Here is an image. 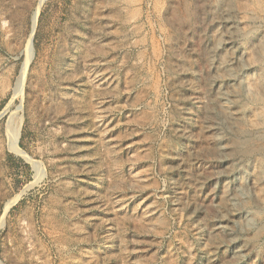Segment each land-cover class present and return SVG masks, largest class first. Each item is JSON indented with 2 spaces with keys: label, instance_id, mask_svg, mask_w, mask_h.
I'll return each instance as SVG.
<instances>
[{
  "label": "rangeland",
  "instance_id": "rangeland-1",
  "mask_svg": "<svg viewBox=\"0 0 264 264\" xmlns=\"http://www.w3.org/2000/svg\"><path fill=\"white\" fill-rule=\"evenodd\" d=\"M38 1L0 0V264H264V0Z\"/></svg>",
  "mask_w": 264,
  "mask_h": 264
},
{
  "label": "bare ground",
  "instance_id": "bare-ground-1",
  "mask_svg": "<svg viewBox=\"0 0 264 264\" xmlns=\"http://www.w3.org/2000/svg\"><path fill=\"white\" fill-rule=\"evenodd\" d=\"M42 1L43 0H39L38 1V4H37V7H36V9L34 10V12H33V22H35V18H36V15H37V12H38V8H39V6H40V4L42 3ZM30 40H31V36L28 38V42H27V51H28V53H29V57H31V53H30V47H31V43H30ZM28 57V58H29ZM27 59V58H26ZM17 89H19V86L17 87ZM12 136H14V135H12ZM10 146H11V148L13 149V151H15L16 153H18V154H22V155H24V153L19 149V148H17V146L15 145V143H14V138H12V140H10ZM9 147V146H8ZM25 156V155H24Z\"/></svg>",
  "mask_w": 264,
  "mask_h": 264
},
{
  "label": "water",
  "instance_id": "water-1",
  "mask_svg": "<svg viewBox=\"0 0 264 264\" xmlns=\"http://www.w3.org/2000/svg\"><path fill=\"white\" fill-rule=\"evenodd\" d=\"M31 51H32V41H31Z\"/></svg>",
  "mask_w": 264,
  "mask_h": 264
}]
</instances>
